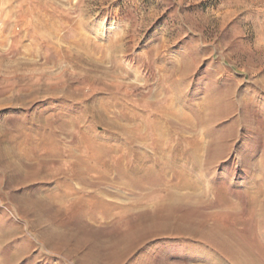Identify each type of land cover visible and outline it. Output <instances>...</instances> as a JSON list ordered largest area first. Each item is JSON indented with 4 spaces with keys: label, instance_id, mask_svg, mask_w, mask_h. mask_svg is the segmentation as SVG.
<instances>
[{
    "label": "rangeland",
    "instance_id": "1",
    "mask_svg": "<svg viewBox=\"0 0 264 264\" xmlns=\"http://www.w3.org/2000/svg\"><path fill=\"white\" fill-rule=\"evenodd\" d=\"M0 264H264V0H0Z\"/></svg>",
    "mask_w": 264,
    "mask_h": 264
},
{
    "label": "bare ground",
    "instance_id": "2",
    "mask_svg": "<svg viewBox=\"0 0 264 264\" xmlns=\"http://www.w3.org/2000/svg\"><path fill=\"white\" fill-rule=\"evenodd\" d=\"M174 72H175V71H174ZM176 73H177V72H176ZM1 83H2V82H1ZM175 90H177V89H175ZM173 91H174V90H173ZM178 96H179V95H178L177 93H173V97H172L171 105H172L173 103H174L173 106H175V105H179L180 102H179ZM209 104H210V103H209ZM171 105H170V106H171ZM204 106H206V105L204 104L203 107H201V108L203 109V110L201 109V112H202V113L204 112ZM181 110H182V109H181ZM182 113H183V112H182ZM179 114H181V113H179ZM203 114H204V113H203ZM171 115H172V113H171ZM200 115H201V113H200ZM200 115H199V116H200ZM179 116H181V115H179ZM205 116H206V115H205ZM209 117L211 118L210 115H209ZM204 118H205V117H204ZM183 119H184V118H183ZM206 119L208 120V122L206 121ZM206 119H205V122H207V123L209 124V122H210L209 120H210V119L208 118V116H207ZM178 120H179V119H178ZM169 122H170V121H169ZM186 122H187V121H186ZM186 122H185V123H186ZM188 122H189V121H188ZM205 122H204V123H205ZM207 123H206V124H207ZM171 124H172V126H173L175 129L179 130L180 132H183V131L186 130V127H185L184 124L182 125L181 123L174 122V121H171ZM186 125H187V124H186ZM162 126H163V125H162ZM159 127H161V126H159V125L157 124V128H158V130H159ZM161 129H162V128H161ZM188 129H189V128H188ZM133 130H134V129H133ZM160 136H161V135H160ZM157 138H158V137H157ZM160 141H161V140H160ZM206 148H207V147H206ZM198 150H199V149H198ZM198 150H196V151H198ZM98 153H99V152H98ZM205 158H206V157H205ZM145 160H146V159H145ZM199 161H200V160H199ZM201 163H202V161H201ZM197 164H198V162H197ZM161 165H162V164H161ZM92 183H93V182H92ZM175 186H176V185H175ZM144 188H145V187H144ZM179 188H180V187H179ZM92 190H93V189H92ZM144 190H145V189H144ZM200 192H201V191H200ZM196 194H198V193H196ZM201 194H202V193H201ZM201 194H199V196H200ZM93 195H94V194H93ZM93 195H92V196H93ZM172 195H173V197H172V196H171V197H172L174 200H178L179 198L181 199V197H184V196H185V195H184V196H180L181 193H177V194H176V193H174V192H173ZM187 195H188V194H187ZM99 197H100V196H99ZM185 197H186V199H187L188 201H190V202L195 201V198H194V197H193L194 199H193L192 197H190V196H185ZM141 199H142V198H141ZM101 200H102V199H101ZM197 201H198V200H197ZM181 202H182V201H181ZM134 203H135V202H134ZM193 203H196V201L193 202ZM168 206H169V205H168ZM128 209H129V208H128ZM85 213H86V212H85Z\"/></svg>",
    "mask_w": 264,
    "mask_h": 264
}]
</instances>
